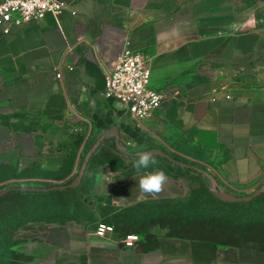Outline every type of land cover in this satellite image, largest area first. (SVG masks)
<instances>
[{"label": "crops", "instance_id": "0c3cea01", "mask_svg": "<svg viewBox=\"0 0 264 264\" xmlns=\"http://www.w3.org/2000/svg\"><path fill=\"white\" fill-rule=\"evenodd\" d=\"M60 2L61 14L0 35V118L12 126L28 119L53 125L49 131L35 125L28 142L0 143V170L9 167L14 174L1 183H69L83 162L68 155L64 140H83L82 150L91 143L92 150L107 144L118 150L114 139L105 138L116 127L121 143L134 152L168 126L215 155L223 188L244 194L264 184V0ZM125 53L144 56L152 88L168 97L165 108L146 121L145 132L104 96L106 74ZM118 164L94 166L89 188L92 197L106 198L116 209L184 198L198 187L167 174L163 191L147 194L139 189L140 176L160 169L129 173ZM63 172L49 180L38 175ZM11 233L22 264H264L254 244L174 238L159 227L130 249L123 239L100 237L72 220L27 222Z\"/></svg>", "mask_w": 264, "mask_h": 264}, {"label": "rangeland", "instance_id": "374dc122", "mask_svg": "<svg viewBox=\"0 0 264 264\" xmlns=\"http://www.w3.org/2000/svg\"><path fill=\"white\" fill-rule=\"evenodd\" d=\"M0 124V143L11 138L16 139L17 141L25 138L27 139L26 142H28L29 138H26V135L32 136V130L35 129V125L43 127L46 131L48 129H53V125L49 124L46 120L28 119L12 126L10 120L5 118V116L0 118ZM25 124L28 125L26 126ZM144 125L147 127L146 122H144ZM151 136V138L148 137L149 141H147L145 145L137 146V148L134 150V153L138 151L148 152L151 149H160L170 155L172 158L184 164L196 166L202 169L207 173V175L198 174L184 168H177L172 163L161 161H156V164L150 165L148 169H160L166 173H171L175 176L186 178L190 182L196 183V186H198L197 188H202L211 196H213L210 191L213 181L222 187L220 185L221 180L217 174L218 161L216 160L215 155L210 151L200 149V147L194 143L190 136L172 130L168 126H163L161 129H156L154 134ZM83 143V140H70L69 138L68 140H64L63 145L67 149L68 155H72L71 158H73V160L80 155V164L82 162L84 164L86 159H91L96 153L95 156L99 158V160H112L115 163L119 162V168L123 167L124 165L127 169L129 168V173L137 171L133 167L135 163V157H127L121 152L114 153L112 151V145L107 144L103 149L97 152V150H92L93 148L91 146L93 143L84 147L82 150ZM91 152H93L92 155H90ZM68 168L69 166H67V170ZM9 175L8 169H6L5 172H3V175L0 176V181L3 179V177H8ZM38 175L42 176L44 180H49L52 179V177H63L64 172L59 176L49 175L47 173L44 175ZM2 184H4V182L0 184V191L7 189L6 185ZM43 184V188H53L66 185L63 183L52 184L46 182ZM89 184V182H86L83 189L64 194V196L59 199H56L55 197L53 199L50 198V200L27 203L14 199L3 201L0 204V264H22V260L11 253V250H16L18 245L12 239V237L9 236L12 234L11 232H17L20 227L27 222L63 224L72 220L76 221L77 223L84 224L95 231L98 229L100 224H104L107 227H111L113 229L111 234L118 239H123L122 237L125 236L124 234H126V237L134 234L138 235V233H136L138 231L137 227H133V229L131 228L132 230L128 233L122 234L117 232L118 230L115 228V225L112 224L111 220L121 216L124 213V210L112 208L107 200L101 201L92 197L88 191ZM263 186L264 184L254 190H241V192L246 191L244 194H240L238 191L236 192V190L230 187L222 188L228 194L244 197L255 194ZM213 197L220 203L218 204L217 202H213L212 204H204L208 214L221 213L222 217L232 220H237L247 214L253 215V218H257L264 214V193L256 198L258 199L261 197L260 199H254L256 200L255 202H253V200L252 203H242L243 205L236 206L230 205L233 203L223 202L217 199L215 196ZM59 210H69L70 213L68 216H60L56 212ZM14 212H17L16 216H13ZM118 226L119 228L127 227L122 222L118 223ZM139 236L142 238L141 234H139ZM253 236L255 237V234H253ZM254 246L257 248L259 247L257 244H254Z\"/></svg>", "mask_w": 264, "mask_h": 264}, {"label": "trees", "instance_id": "16d2710c", "mask_svg": "<svg viewBox=\"0 0 264 264\" xmlns=\"http://www.w3.org/2000/svg\"><path fill=\"white\" fill-rule=\"evenodd\" d=\"M104 147H101L97 152H99ZM112 151L114 153H119L116 148H112ZM95 155L89 162L88 166L90 170L88 169L89 172L85 173L80 187L66 191H53L49 193L12 192L1 198L0 204L8 199H14L26 203L50 200V198L53 199L55 197L56 199H59L64 196V194L83 189L86 182L90 183V188V171L93 169V167L102 162L115 163L112 160H99V158H97ZM154 159L156 161L167 162L160 158ZM6 169H8V173L10 175L8 177H3L0 182L14 176V174L12 173V169L9 167L2 168L0 170V176L3 175V172H5ZM166 174L174 176L176 178L180 177L175 176L171 173ZM97 199L101 201L107 200L109 202V200L106 198ZM256 200H254L253 202H255ZM213 202H217L218 204L220 203L213 196L199 187L196 189H191L189 194L184 198H174L156 202H145L137 204L130 208L122 209L124 210V213L121 216H118L117 218L111 220V222L113 225H115V228L118 230L117 232H120L122 234L128 233L133 229V227H137L138 231L136 233H138V235L141 234V237L148 238L151 235V229L159 227L168 229L169 236L174 238L198 240L216 243L222 246L240 247L244 244H257L259 245V251L264 253V214L257 218H253V215L247 214L237 220H232L222 217L221 213L208 214L204 204H212ZM230 205L236 206L243 204ZM56 212L60 216H68V214L70 213L69 210H59ZM16 215L17 212H14L13 216ZM121 222L127 227L119 228L118 223ZM253 234H255V237L253 236ZM124 235L125 236L122 237L123 240L126 237V234ZM11 253L15 255L14 250H11Z\"/></svg>", "mask_w": 264, "mask_h": 264}, {"label": "built area", "instance_id": "2783aa9c", "mask_svg": "<svg viewBox=\"0 0 264 264\" xmlns=\"http://www.w3.org/2000/svg\"><path fill=\"white\" fill-rule=\"evenodd\" d=\"M64 6L60 0H0V35L6 36L20 24L41 23L48 14L59 15ZM58 79L62 73L58 72ZM152 72L144 56L125 53L106 74L104 96L112 100L117 108L125 112L134 128L145 132L144 122L162 111L168 97L152 88ZM129 149L131 144L124 145ZM113 229L100 224L96 235L104 237ZM140 242L139 235H129L123 240L126 248H133Z\"/></svg>", "mask_w": 264, "mask_h": 264}, {"label": "water", "instance_id": "95a60500", "mask_svg": "<svg viewBox=\"0 0 264 264\" xmlns=\"http://www.w3.org/2000/svg\"><path fill=\"white\" fill-rule=\"evenodd\" d=\"M105 138L106 139L107 138L108 139H114L117 142L118 151L121 152L123 155H125L127 157H135V153L130 152L121 143L120 132L116 127L110 128L106 132ZM148 152H151L153 154L154 158L163 159L169 163L174 164L177 168H184V169L190 170L192 172H196L198 174L207 175V173L205 171H203L202 169H200L196 166L184 164V163L172 158L170 155H168L167 153H165L164 151H162L160 149H151ZM92 154H93V152L90 153V155H92ZM90 155H89V157H90ZM89 159L90 158L85 160V163L82 166V170L77 175V177L69 184H66L64 186L53 187V188H7L3 191H0V199L6 195L12 193V192L49 193V192H53V191H66V190H70V189H76V188L80 187V185L82 184L84 174H85L86 165H87V162L89 161ZM210 191L213 194V196H215L217 199H219L223 202H228V203H233V204H242V203H250L254 199H256L257 197H259L262 193H264V186L261 187V189L259 191H257L255 194H253L251 196L240 197V196L228 194L222 187H220L216 182L213 181V185H212Z\"/></svg>", "mask_w": 264, "mask_h": 264}, {"label": "clouds", "instance_id": "9594fccd", "mask_svg": "<svg viewBox=\"0 0 264 264\" xmlns=\"http://www.w3.org/2000/svg\"><path fill=\"white\" fill-rule=\"evenodd\" d=\"M156 160L151 152L138 151L135 153V163L133 167L139 173L141 169H148L150 165H155ZM168 181V176L163 170L142 174L139 178V189L147 194H158L163 191L164 185Z\"/></svg>", "mask_w": 264, "mask_h": 264}]
</instances>
